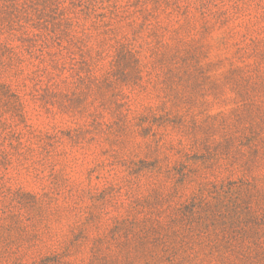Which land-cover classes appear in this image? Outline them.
I'll use <instances>...</instances> for the list:
<instances>
[{
  "label": "rangeland",
  "instance_id": "1",
  "mask_svg": "<svg viewBox=\"0 0 264 264\" xmlns=\"http://www.w3.org/2000/svg\"><path fill=\"white\" fill-rule=\"evenodd\" d=\"M0 264H264V0H0Z\"/></svg>",
  "mask_w": 264,
  "mask_h": 264
}]
</instances>
